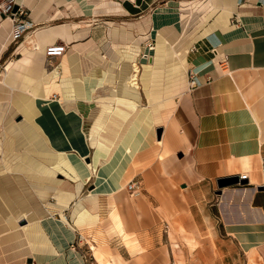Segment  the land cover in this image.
Masks as SVG:
<instances>
[{
	"label": "crops",
	"instance_id": "obj_1",
	"mask_svg": "<svg viewBox=\"0 0 264 264\" xmlns=\"http://www.w3.org/2000/svg\"><path fill=\"white\" fill-rule=\"evenodd\" d=\"M15 1L0 264H264V0Z\"/></svg>",
	"mask_w": 264,
	"mask_h": 264
},
{
	"label": "built area",
	"instance_id": "obj_2",
	"mask_svg": "<svg viewBox=\"0 0 264 264\" xmlns=\"http://www.w3.org/2000/svg\"><path fill=\"white\" fill-rule=\"evenodd\" d=\"M16 7V9H14ZM0 14L5 18H9L12 22L10 37L12 41L18 40L23 34L33 27V22L28 18H19L25 14L24 10L15 0H0ZM153 45L148 44V49L151 50ZM66 45L64 43H54L45 48V55L48 57L60 56L65 52ZM246 174L239 175L240 179L246 178ZM126 189L130 194H135L138 191V186L135 181H130L126 184ZM80 236L78 237V241ZM87 263V261H86Z\"/></svg>",
	"mask_w": 264,
	"mask_h": 264
},
{
	"label": "rangeland",
	"instance_id": "obj_3",
	"mask_svg": "<svg viewBox=\"0 0 264 264\" xmlns=\"http://www.w3.org/2000/svg\"><path fill=\"white\" fill-rule=\"evenodd\" d=\"M189 1H191V0H189ZM201 3V2H200ZM208 4V5H207ZM207 4H205V5H207V7L209 6V3H207ZM200 5V4H199ZM203 5V4H202ZM186 12H189V10H187ZM182 16L185 14V12L184 11H182ZM198 18V17H197ZM186 20H187V22L189 23V25H192L193 23H194V18L192 19V18H185ZM128 237H130V236H128V235H124V237H123V240H124V244L126 243V245L127 244H129V242H131L130 240V238H128ZM101 239H104L103 237H100ZM100 238H98V237H95V241H96V243L97 244H101V243H99V241H98V239H100ZM86 241H87V246L88 247H84L85 248V250H89L88 252V255H87V264H97V262L95 261V259H94V256H95V258H96V256H97V253H102L103 255H104V262H107V261H110L112 264H115V256H118V253H117V251L113 248V246H106L108 249H105V248H103L102 246H99V245H97L98 246V249L99 250H104L103 252H98L96 249H93L92 250V246H94V245H91L90 244V242H89V240H88V238H86L85 239ZM89 244V245H88ZM86 246V245H85ZM89 246H90V248H89ZM127 247L128 248H130V247H132V245H127ZM91 249V250H90ZM95 252V253H94ZM94 255V256H93ZM125 264V263H124Z\"/></svg>",
	"mask_w": 264,
	"mask_h": 264
},
{
	"label": "water",
	"instance_id": "obj_4",
	"mask_svg": "<svg viewBox=\"0 0 264 264\" xmlns=\"http://www.w3.org/2000/svg\"><path fill=\"white\" fill-rule=\"evenodd\" d=\"M14 9H16V7ZM160 131H161L160 129L157 130L158 136L160 135ZM243 183H244V180L239 179L237 176H230V177L220 178L217 180V185L219 188L234 185V184H243Z\"/></svg>",
	"mask_w": 264,
	"mask_h": 264
},
{
	"label": "bare ground",
	"instance_id": "obj_5",
	"mask_svg": "<svg viewBox=\"0 0 264 264\" xmlns=\"http://www.w3.org/2000/svg\"><path fill=\"white\" fill-rule=\"evenodd\" d=\"M10 22H11V20L9 19V18H7ZM154 49V48H153ZM132 252V251H131Z\"/></svg>",
	"mask_w": 264,
	"mask_h": 264
}]
</instances>
